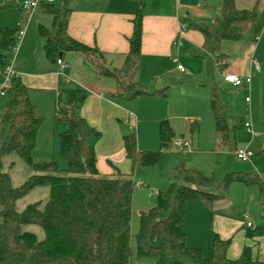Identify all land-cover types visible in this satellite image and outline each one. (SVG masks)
<instances>
[{
    "label": "trees",
    "instance_id": "1",
    "mask_svg": "<svg viewBox=\"0 0 264 264\" xmlns=\"http://www.w3.org/2000/svg\"><path fill=\"white\" fill-rule=\"evenodd\" d=\"M54 6L43 7L51 17L50 27L38 26L37 29L38 36L44 41L42 51L47 62L56 65L60 54H77L94 66L98 78L114 80L116 87L111 97L121 101L166 96L165 89L148 92L136 81L142 36V3L131 21L133 29L127 40L128 52L118 70L109 69L96 48L87 47L68 36L67 22L71 11L67 0H60L58 8ZM9 7L0 2V11ZM22 19L20 13L19 21ZM181 22L186 29L199 32L205 52L220 60L224 57L219 53L221 43L238 42L244 35H264V7L257 0L252 9L239 10L234 0H221L218 15L211 26L187 19ZM24 27V21L21 28L0 27V82L9 64L8 58L18 42L19 31ZM63 94L65 102L56 103L53 117L55 122L67 127L59 135L65 171L59 170L53 161L35 162L32 159L43 119L30 101L29 89L18 76H14L4 93L6 103L0 116V171L2 159L14 153L34 175L19 187H13L8 174L0 172V264H128L132 255L131 240L137 257L153 259L156 264H253L247 247L242 249L237 259H228L229 240H222L213 233L209 238L207 257H203L200 249L187 247L182 228L184 211L189 201H199L212 207L215 202L226 198L227 189L233 183L256 186L264 209V177L230 173L214 178L179 163L174 169L173 182L158 191L155 205L139 214L138 230L131 237L135 183L109 162L115 176H99L96 152L87 143V138L97 133L88 130L79 115L84 93L78 89H65ZM209 103L215 136L221 145H225L229 134L234 137L245 121L232 117L223 108L214 88L211 89ZM193 125L195 123L191 127ZM173 135L168 122L161 121L158 125L160 150L171 145ZM121 143L124 158L132 169L158 162V152L137 150L134 133L123 136ZM61 172L65 174L60 175ZM39 186L48 187L47 201L16 211V201ZM26 226L38 227L43 238L25 231Z\"/></svg>",
    "mask_w": 264,
    "mask_h": 264
},
{
    "label": "crops",
    "instance_id": "2",
    "mask_svg": "<svg viewBox=\"0 0 264 264\" xmlns=\"http://www.w3.org/2000/svg\"><path fill=\"white\" fill-rule=\"evenodd\" d=\"M201 1L198 4L200 11L193 10L192 16V9L186 6L188 0H67L71 11L67 34L78 43L96 48L103 55L106 66L118 70L123 66L128 52L127 40L133 29L131 21L142 3V36L136 81L144 87L152 86L154 90L167 89L171 73L177 71L179 59L202 53L214 66L216 62L220 63L219 67L223 69L219 72L221 80L223 74L239 78L251 76L250 84H244L238 89L243 90V100L251 114V106L261 108V105H264V35H244L238 42L221 43L219 53L224 57L216 60L215 55L203 49L202 35L186 29L181 22L182 19H187L208 27L213 24L221 0ZM256 3L257 0H234V5L239 10H250ZM260 4L264 7V0H260ZM46 14L48 13L43 8L39 9L30 17V21L37 17L36 23L40 26L39 18H46ZM27 37L28 31H25L15 53L17 55L9 65L15 76L29 89L31 103L37 111L40 105L37 99L47 98L49 103L54 101V110L58 101L64 103L62 98L65 89L82 91L84 99L79 106V115L84 119L86 126L102 133L99 136H91L100 138L93 146L97 156L98 174L101 177L113 178L115 172L108 163L103 167L102 164L99 165L98 159L107 157L113 161V164L110 163L115 168L120 166L122 159H125L122 137L128 129H136L139 138L147 117L133 111V102L136 100L121 101L112 98L111 94L116 87L114 80L98 78L94 66L85 62L82 57L74 53H63L60 58L62 66L52 65L44 58V43L40 44L42 56L38 53L37 46L32 44L29 48L24 47ZM177 72L180 75L185 74V71ZM221 84L228 89H235L223 83V80ZM214 85L216 87V82ZM246 98H249L248 103L245 102ZM148 118L156 124L162 121L158 113L155 116L151 113ZM243 120L251 124V118ZM254 121L256 122V119ZM117 124L124 127L123 132L116 127ZM253 127L251 124L252 133L243 128L249 137L250 147L260 144V138H255ZM66 129L64 125L63 131ZM103 147L106 148L105 151L102 150ZM256 153V156L252 154L248 162L241 163H248L251 173L264 177V163L254 166L253 161L254 157L260 159V156L264 155V147ZM231 188L232 193L228 197L215 202L210 208L199 201H189L186 204H194L189 205V208L195 210L196 217L203 223L209 219V238L213 233L222 240H229L226 251L228 259H237L242 249L247 247L253 264H264V209L261 207L257 188L240 183H233ZM251 219L257 221L255 226L248 222Z\"/></svg>",
    "mask_w": 264,
    "mask_h": 264
},
{
    "label": "rangeland",
    "instance_id": "3",
    "mask_svg": "<svg viewBox=\"0 0 264 264\" xmlns=\"http://www.w3.org/2000/svg\"><path fill=\"white\" fill-rule=\"evenodd\" d=\"M201 0H188L186 3L192 15V11L199 10ZM175 3V1H173ZM202 2V1H201ZM203 3V2H202ZM60 5V0L55 3V8ZM202 5V4H201ZM192 12V13H191ZM196 12V11H195ZM46 18H39L40 26L48 28L51 17L49 14L44 15ZM193 16V15H192ZM20 12L16 8H5L0 11V27L15 29L16 23L19 21ZM37 17L28 20L25 31H28V37L24 42V47L29 48L32 44L37 46L38 53L40 44L44 41L38 36L37 29L39 24L36 23ZM43 19V20H42ZM38 20V21H39ZM24 31V32H25ZM23 43V40L22 42ZM32 45V46H33ZM36 48V50H37ZM17 55V54H16ZM15 52L11 53L8 58L10 64L15 59ZM185 71L184 75L171 73L167 89H165V97L162 96H146L136 99L133 111L147 117L145 124L140 130L139 138L136 129L127 131L126 135L133 132L136 138V148L140 152H158V162L151 166H140L132 169L131 164L125 159L121 165H117L116 169L131 178L135 183L131 219H130V235L133 237L138 230L139 214L147 212L155 205L158 191L166 188L174 180V169L179 163L186 168L193 169L203 173L206 176L214 178H222L230 173L252 174L251 166L248 163H241L236 160L234 152L241 149H249L256 156V152L263 149L264 141V105L261 108L251 106V114L248 106L243 100V90L228 89L223 87L219 72L222 67H215L205 54L190 55L188 58L179 59V64ZM264 77V70L262 72ZM216 82V87L214 85ZM144 87V86H143ZM212 87L215 88L220 103L224 109H227L232 117L238 120L251 118V124L255 138H260V144L255 147L248 144L249 137L246 136L243 128H239L234 137L229 134L227 143L221 145L214 133V120L210 109L209 95ZM148 92H154L152 86L144 87ZM217 88V89H216ZM262 86L260 87V89ZM224 89V90H223ZM39 108L37 109L39 116L43 119V124L37 134L36 145L32 152V159L35 162L53 161L59 170L65 171L66 164L60 156L59 135L64 131V124L55 122L53 117V103H49L47 98L37 99ZM65 102V97L62 98ZM6 97L0 95V116L5 108ZM151 113H158L162 121H167L173 130V140H183L189 145V149L178 148L173 143L163 150L158 145V124L152 123L149 116ZM256 119V122L254 121ZM195 123V126L191 125ZM88 130L99 133L98 130L86 126ZM122 132L124 127L116 125ZM128 126H126L127 128ZM191 127V128H190ZM122 134V133H121ZM122 137V135H121ZM99 137L87 138V143L94 146L99 141ZM108 144V143H107ZM104 146V145H103ZM260 147V148H259ZM94 148V147H93ZM95 149V148H94ZM105 147L102 148L105 151ZM254 166L264 163V155L260 159L253 158ZM99 165L107 166V163L113 161L107 157L98 159ZM1 173L8 174L11 185L19 187L28 177L34 175V172L14 153H11L2 159ZM65 173L61 172L60 175ZM231 185L227 189L226 196L232 193ZM234 192V190H233ZM49 189L47 186H39L31 190L15 203L16 211L20 212L26 206L34 203L44 204L48 199ZM199 203V202H191ZM186 204L183 220V232L186 235V245L189 248H197L202 252L203 257L208 256L209 242V219L203 223L201 219L196 217L194 211ZM199 205V204H198ZM194 212V213H193ZM251 225L257 224L256 220H248ZM25 231L34 233L39 239L43 238L42 231L36 226H26ZM252 233V230H251ZM132 255L128 264H156L153 259L139 258L136 255L134 241L131 240Z\"/></svg>",
    "mask_w": 264,
    "mask_h": 264
},
{
    "label": "built area",
    "instance_id": "4",
    "mask_svg": "<svg viewBox=\"0 0 264 264\" xmlns=\"http://www.w3.org/2000/svg\"><path fill=\"white\" fill-rule=\"evenodd\" d=\"M1 4L3 6L6 7H12V8H16L22 15L23 19L21 21H18L16 23V27L21 28L23 21L25 23L28 22V20L30 19V17L36 13V11H38L39 9H42L43 7L49 6V5H54L57 0H0ZM24 31H25V27L20 29L19 31V39L18 42L14 48V52L16 53L20 41L24 35ZM56 65L61 67L62 66V62L61 60H58L56 62ZM220 63H215V67H219ZM176 70L179 71L180 73H184V70L182 69V67L180 65L176 66ZM256 71L258 72V68L256 67ZM15 76L14 72L11 69V66L8 64L6 66V68L4 69L3 73H2V77H1V82H0V95H4L5 91L9 88L10 86V82L13 79V77ZM222 80L223 83H225L226 85H229L235 89H239L242 88V86L244 84L249 85L250 81H251V76L247 75L246 77L243 78H239L233 75H222ZM245 102L248 103L249 102V98L245 99ZM243 128L249 132L252 133L251 131V124L248 121H245L243 124ZM174 144V146L182 149V148H189L188 143H186L183 140H177L175 142H172ZM234 156L236 158L237 161L239 162H248L249 159L252 156V153L248 150V149H241V150H237L234 153ZM248 227H250V225H247Z\"/></svg>",
    "mask_w": 264,
    "mask_h": 264
},
{
    "label": "water",
    "instance_id": "5",
    "mask_svg": "<svg viewBox=\"0 0 264 264\" xmlns=\"http://www.w3.org/2000/svg\"><path fill=\"white\" fill-rule=\"evenodd\" d=\"M59 58H61V54L59 55Z\"/></svg>",
    "mask_w": 264,
    "mask_h": 264
}]
</instances>
